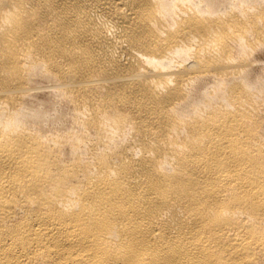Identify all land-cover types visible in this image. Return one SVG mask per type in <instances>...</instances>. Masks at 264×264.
Masks as SVG:
<instances>
[{"label": "bare ground", "instance_id": "6f19581e", "mask_svg": "<svg viewBox=\"0 0 264 264\" xmlns=\"http://www.w3.org/2000/svg\"><path fill=\"white\" fill-rule=\"evenodd\" d=\"M263 39L264 0H0V264H264Z\"/></svg>", "mask_w": 264, "mask_h": 264}, {"label": "rangeland", "instance_id": "374dc122", "mask_svg": "<svg viewBox=\"0 0 264 264\" xmlns=\"http://www.w3.org/2000/svg\"><path fill=\"white\" fill-rule=\"evenodd\" d=\"M263 43H261V44H264V39H263V41H262ZM260 44V45H261ZM258 46L257 48H259V49H256V50H258V52L256 53V50H254V52L252 53V55H253V57H254V53H255V58H256V61L258 62V66H257V72H259V74H261L262 76H263V81H264V70H262V69H264V45H261V46ZM261 49V50H260ZM259 61H258V60ZM262 62V63H261ZM261 63V64H260ZM261 66V67H260Z\"/></svg>", "mask_w": 264, "mask_h": 264}]
</instances>
